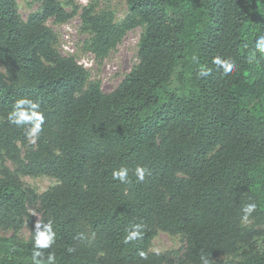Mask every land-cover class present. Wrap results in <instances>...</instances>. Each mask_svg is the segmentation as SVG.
<instances>
[{
	"label": "trees",
	"instance_id": "trees-1",
	"mask_svg": "<svg viewBox=\"0 0 264 264\" xmlns=\"http://www.w3.org/2000/svg\"><path fill=\"white\" fill-rule=\"evenodd\" d=\"M39 1L25 19L18 0H0V231L13 232L0 237V264H32L40 220L56 232L43 250L56 264H201V255L264 264V55L255 48L264 0H126L122 20L96 0H68L70 12L61 0ZM77 13L84 49L101 61L144 28L139 62L111 92L57 49L47 22ZM216 56L239 71L224 75ZM202 66L209 76L197 75ZM22 97L45 114L35 143L8 120ZM138 165L150 170L143 182ZM121 167L131 184L113 179ZM27 176L57 184L39 192ZM137 224L141 238L125 244ZM160 232L180 247L154 251Z\"/></svg>",
	"mask_w": 264,
	"mask_h": 264
},
{
	"label": "rangeland",
	"instance_id": "rangeland-1",
	"mask_svg": "<svg viewBox=\"0 0 264 264\" xmlns=\"http://www.w3.org/2000/svg\"><path fill=\"white\" fill-rule=\"evenodd\" d=\"M67 11L73 8L68 0H61ZM98 8H111L118 20H122L128 13L126 0H96ZM78 6H84L91 0H74ZM19 11L23 18H27L31 13L36 12L40 8L39 0H18ZM47 25L58 34L57 49L63 55H75L79 63L89 69L92 79L100 80L102 89L105 92H111L121 81L129 74L134 66L139 62L138 51L139 43L144 32L143 27H138L130 31L118 45L104 60H98L94 54L84 49L87 35L81 31L80 13L75 14L69 20L58 23L55 19H49ZM25 180L32 184L39 192H44L50 187L57 184L52 177H25ZM13 234L12 231H0V237L9 238ZM30 230L24 228L20 233V238L29 239ZM180 237L173 236L165 232H160L153 240L152 249L157 252H163L180 247ZM258 246L264 248V236L258 241ZM233 259V264L236 262Z\"/></svg>",
	"mask_w": 264,
	"mask_h": 264
},
{
	"label": "clouds",
	"instance_id": "clouds-1",
	"mask_svg": "<svg viewBox=\"0 0 264 264\" xmlns=\"http://www.w3.org/2000/svg\"><path fill=\"white\" fill-rule=\"evenodd\" d=\"M256 50L264 55V34L260 35L255 43ZM195 59V58H194ZM251 59V58H250ZM212 63L217 65L218 68L223 69L224 75H232L239 71V66L231 58H221L216 56L213 58ZM211 74V69L202 66L197 75L199 77H207ZM45 114L41 111L40 103L28 97H22L17 99L13 104V110L9 113V123L18 127H26V135L30 138L32 143H35V138L42 131V126L45 123ZM129 169L127 167H121L117 170H113L112 177L114 180H118L121 184H131L132 181L129 177ZM147 175H150V170L146 166H137L135 169V177L137 182H143ZM256 203H247L242 208L243 216L242 221H248L252 213L256 211ZM142 225H135L131 230L127 232L124 237V243L135 241L142 236ZM56 240V232L51 222L44 223L41 220L36 223L35 236L33 238L31 261L32 264H56L57 257L54 252L47 253L43 250L49 249L54 245ZM68 251L74 252V248H69ZM139 256L142 259H147V253L144 251L139 252ZM201 264H211V260L206 255H201Z\"/></svg>",
	"mask_w": 264,
	"mask_h": 264
}]
</instances>
